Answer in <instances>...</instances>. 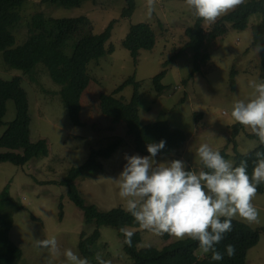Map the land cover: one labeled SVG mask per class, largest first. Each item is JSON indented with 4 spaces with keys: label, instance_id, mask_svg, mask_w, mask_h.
Instances as JSON below:
<instances>
[{
    "label": "rangeland",
    "instance_id": "rangeland-1",
    "mask_svg": "<svg viewBox=\"0 0 264 264\" xmlns=\"http://www.w3.org/2000/svg\"><path fill=\"white\" fill-rule=\"evenodd\" d=\"M134 1L135 13L127 19L122 18L127 7L126 0L85 1L79 7H64L45 3L44 0H25L18 10L21 21L12 30L17 45L27 40L30 26L39 15L46 19L87 17L88 24L79 34L71 37L63 48L70 57L77 42L85 35L101 34L114 23L106 48L112 45L116 51L99 61H93L89 66L91 83L81 98L80 127L72 122L61 95L62 86L53 80L43 63L26 74L8 66L0 51V78L11 81L21 77L22 86L28 94L32 142L46 140L49 147L48 156L34 159L23 167L11 163L0 164V213L12 224V241L23 251L19 264H70L64 255L67 249L84 258L79 249L82 234L90 237L97 227L85 222L83 213L70 199L68 188L62 181L72 169L86 163L94 150L110 147L114 143H119L115 154L110 159H98L104 167L103 171L85 174L75 184L88 205H95L106 212L115 208L126 210V200L119 196V186L101 177L118 178L126 163L125 155L138 154L143 157L149 154L137 149L134 140L127 135L124 123L114 124L102 114L100 97L114 93L131 78L133 85L129 84L117 98L130 103L136 81L139 83V112L143 124L171 122L172 126L189 137L185 145L172 154L157 155V161L182 160L198 174L204 169L197 154L201 144L207 143L214 151L226 149L229 161H235L236 155L251 153L260 145L259 139L245 126L236 132L235 126L239 123L231 118V110L237 98L245 101L254 98L255 90L250 83L264 79L261 53L255 51L252 34L253 27L263 22V15H252L244 31L229 25L224 37L207 42L206 51L210 61L202 66L201 72L191 77L194 58L191 49H186V30L198 21L195 11L185 1L154 0V10L149 16L148 0ZM250 1L253 0H244V3ZM235 9L215 21L204 20L203 29L211 31L220 19ZM139 24L152 27L157 43L150 51L142 50L138 62H135L123 47V42L131 27ZM183 48L186 50L183 51ZM164 70L166 75L162 85L165 89L159 93L154 78ZM233 72L235 89L231 85ZM16 116V104L10 100L0 129V139ZM6 190L10 199L5 196ZM252 203L259 213L258 222L249 223L239 216L234 219L254 229H264V193H256ZM100 230L101 239L93 249L90 264H98L97 254L104 260H110L111 264H133L125 253L118 232L111 227ZM129 230L141 233L139 249H162L180 241L167 233L156 235L143 228ZM52 237L57 240L56 253L47 248H38L35 244L36 239ZM246 264H264V232L260 242L249 250Z\"/></svg>",
    "mask_w": 264,
    "mask_h": 264
},
{
    "label": "trees",
    "instance_id": "trees-1",
    "mask_svg": "<svg viewBox=\"0 0 264 264\" xmlns=\"http://www.w3.org/2000/svg\"><path fill=\"white\" fill-rule=\"evenodd\" d=\"M85 1L95 0H44L45 3L59 4L64 7H79ZM126 1L127 7L123 11L122 18L127 19L134 15L136 2L134 0ZM24 2L25 0H0V51L3 53L4 60L8 66L26 74L31 73L38 64L43 63L48 68L53 80L62 86L61 95L68 106L72 122L76 127H80L82 124L81 98L91 83L89 66L93 61H99L116 51L112 45L108 49L106 48L112 37L114 23H111L101 34L85 35L77 42L73 55L70 57L64 53L63 48L71 37L79 34L88 24L87 17L46 19L39 15L30 26L27 40L23 44L17 45V38L12 30L21 21L18 10ZM255 14L263 15V22L259 26L253 27L252 31L253 46L256 47L258 44H264V0H253L241 4L233 12L220 19L209 32L203 29L204 19L198 18L196 24L186 30L188 38L186 49H191L194 58V70L191 77L201 72L202 66L207 65L210 61V55L206 51L207 42L224 37L229 31V25L239 31L246 30L250 17ZM156 43L157 36L152 27L148 24H139L131 27L123 42V47L130 52L132 59L138 62L140 52L154 49ZM186 49L183 48V51ZM261 65L264 72V52H261ZM165 75L166 70L154 78V85L159 93L165 89L162 85ZM234 78L235 72L232 73L231 85L233 89H235ZM131 83H133V78L126 81L114 93L101 95L100 110L102 114L114 124L124 123L127 135L134 140L138 150L147 151V143H158L162 139L166 141V146L158 155L167 156L182 148L189 138L184 131L163 121L143 124L139 112V83L135 81V91L130 103L117 98ZM10 100L16 104L17 116L0 139V149L7 150L6 152L0 151V164L11 163L23 167L34 159L48 156L49 147L46 140H39L36 143L31 140L32 120L29 99L22 86L21 77H16L11 81L0 78V129L4 124L7 104ZM243 128L244 126L241 124L235 126L236 132ZM252 136L250 135V137ZM118 146L119 143H114L110 147L94 150L86 163L72 169L62 181V184L68 188L70 199L83 213L85 222L97 227L90 237L82 234L79 249L84 258L89 260L93 256V249L101 239L100 229L111 227L118 232V236L123 241L125 253L133 264L247 263L248 252L260 242L264 229H254L236 219H233V231L226 235L222 243L217 245L218 250L224 254V258L220 261L212 260L211 253H202L199 250L198 242L190 238L171 243L162 249H139L142 236L140 232H134L132 247H128L124 243L125 237L119 229L122 226H127L129 229H140L141 227L133 217L123 208H115L106 212L95 205H88L75 184L85 174L103 171L104 167L98 159H110ZM234 148L236 150V144ZM257 151L264 152V144L260 143L249 154L236 155L234 167L239 166L241 160H247V171L251 176L252 162ZM219 152L224 158L226 157V160H229L226 149ZM203 171L209 170L204 166ZM257 193H264V183L258 186ZM5 196L10 199L7 190ZM60 209L63 213V205ZM62 216L63 214H61V218ZM11 230L12 224L6 216L0 213V264H19L23 258L22 249L12 241ZM227 244L235 245V255L231 258L225 252Z\"/></svg>",
    "mask_w": 264,
    "mask_h": 264
},
{
    "label": "clouds",
    "instance_id": "clouds-1",
    "mask_svg": "<svg viewBox=\"0 0 264 264\" xmlns=\"http://www.w3.org/2000/svg\"><path fill=\"white\" fill-rule=\"evenodd\" d=\"M195 14L206 21H215L221 15L237 8L244 0H185ZM154 10V0H148V15ZM255 51L264 52V44ZM254 98L245 101L237 98L233 103L231 118L245 126L251 134L264 144V79L253 81ZM210 135H215L209 132ZM166 141L147 143L149 155H125L126 163L118 178H104L119 186V196L126 200V210L143 229L156 235L165 233L183 240L188 237L198 242L199 250L211 259L224 258L217 245L233 231V219L239 216L249 223L258 222L259 213L252 201L258 186L264 183V152L257 151L253 159V171L248 174L247 160L234 167V161L226 160L219 151L207 143L201 144L197 154L209 171L198 174L188 168L182 160L155 159L165 149ZM224 218L223 220L221 218ZM119 231L124 243L132 247L134 232L127 226ZM38 248H47L56 253L57 240L36 239ZM235 245L227 244L225 252L229 258L235 255ZM70 264H90L71 249L64 252ZM98 264H111L100 254Z\"/></svg>",
    "mask_w": 264,
    "mask_h": 264
},
{
    "label": "bare ground",
    "instance_id": "bare-ground-1",
    "mask_svg": "<svg viewBox=\"0 0 264 264\" xmlns=\"http://www.w3.org/2000/svg\"><path fill=\"white\" fill-rule=\"evenodd\" d=\"M135 74V73H134ZM171 123V122H170ZM173 125V124H172ZM226 158V157H225Z\"/></svg>",
    "mask_w": 264,
    "mask_h": 264
}]
</instances>
